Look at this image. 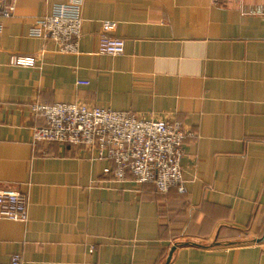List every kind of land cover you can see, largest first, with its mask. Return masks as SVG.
<instances>
[{
    "label": "crops",
    "instance_id": "obj_1",
    "mask_svg": "<svg viewBox=\"0 0 264 264\" xmlns=\"http://www.w3.org/2000/svg\"><path fill=\"white\" fill-rule=\"evenodd\" d=\"M56 1L0 14V189L28 196L26 222L0 217V264H163L184 241L205 246L169 264H264V0H83L77 53L28 34ZM102 20L121 54L97 51ZM34 102L180 121L184 192L115 180L83 146L33 144Z\"/></svg>",
    "mask_w": 264,
    "mask_h": 264
},
{
    "label": "built area",
    "instance_id": "obj_2",
    "mask_svg": "<svg viewBox=\"0 0 264 264\" xmlns=\"http://www.w3.org/2000/svg\"><path fill=\"white\" fill-rule=\"evenodd\" d=\"M5 2L0 0V14L9 16L14 5ZM82 3L83 0H57L49 12L33 21L28 34L54 43L59 52L77 53L83 21ZM115 26L113 20L101 21L99 53L116 55L124 51V40L111 34ZM9 62L35 66L38 61L32 56L13 54ZM31 108L44 119L42 125L31 129L33 144L46 141L83 146L96 158L108 161L103 171L112 174L115 180L122 181L131 175L137 184L152 183L159 193L171 187L184 192L181 157L183 144L187 137L193 136V131L184 128L180 121L141 118L130 111L78 102H34ZM0 217L26 222L27 194L11 188L0 189ZM10 261L20 264V254H13Z\"/></svg>",
    "mask_w": 264,
    "mask_h": 264
},
{
    "label": "water",
    "instance_id": "obj_3",
    "mask_svg": "<svg viewBox=\"0 0 264 264\" xmlns=\"http://www.w3.org/2000/svg\"><path fill=\"white\" fill-rule=\"evenodd\" d=\"M264 240V234L258 238H255L254 241H257V242H260V241H263ZM219 242H214L213 244H218ZM181 245H198V246H205L203 244H199L197 242H193V241H184V242H174L172 244V246L170 247L168 253H167V256L165 258V261L163 264H169L170 260H171V257H172V254H173V251L175 250V248L177 246H181Z\"/></svg>",
    "mask_w": 264,
    "mask_h": 264
},
{
    "label": "rangeland",
    "instance_id": "obj_4",
    "mask_svg": "<svg viewBox=\"0 0 264 264\" xmlns=\"http://www.w3.org/2000/svg\"><path fill=\"white\" fill-rule=\"evenodd\" d=\"M237 237H238V238H243V239H248V238H247L248 236H244V235H242V234H237Z\"/></svg>",
    "mask_w": 264,
    "mask_h": 264
}]
</instances>
